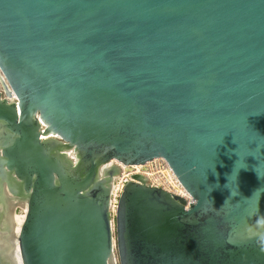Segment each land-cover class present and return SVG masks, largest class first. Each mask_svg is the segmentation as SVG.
<instances>
[{
    "label": "water",
    "instance_id": "95a60500",
    "mask_svg": "<svg viewBox=\"0 0 264 264\" xmlns=\"http://www.w3.org/2000/svg\"><path fill=\"white\" fill-rule=\"evenodd\" d=\"M155 158L189 199L135 173L112 221ZM0 236V264H264V0H0Z\"/></svg>",
    "mask_w": 264,
    "mask_h": 264
},
{
    "label": "built area",
    "instance_id": "2783aa9c",
    "mask_svg": "<svg viewBox=\"0 0 264 264\" xmlns=\"http://www.w3.org/2000/svg\"><path fill=\"white\" fill-rule=\"evenodd\" d=\"M161 159V158H160ZM162 161H163V164H162V168L159 170V169H157V170H146L145 168H144V172H146V171H148V172H155V171H160V172H158L156 175H158L156 178H155V176H153V177H149V176H145V174H142L143 176H145L146 178H148V180L151 182V183H153V184H155V185H158V186H161V187H163V188H165V189H167L168 191H170V192H173V193H175V194H179V195H181V196H184L185 198H187V199H189V197H188V195L186 194V192H185V194L183 193V192H181L180 191V188H182L183 190H184V188L181 186V184L179 183V181L176 179V178H174V179H171V180H169V178H168V173H167V168L169 169L170 167L168 166V164L166 163V161L165 160H163V159H161ZM152 162V161H151ZM146 170V171H145ZM161 174V175H160ZM154 175V174H153ZM155 178V179H154ZM127 181V179H125L124 180V183ZM171 181H173V182H171ZM124 183L122 182L121 183V188H122V186L124 185ZM121 191V190H120Z\"/></svg>",
    "mask_w": 264,
    "mask_h": 264
},
{
    "label": "rangeland",
    "instance_id": "374dc122",
    "mask_svg": "<svg viewBox=\"0 0 264 264\" xmlns=\"http://www.w3.org/2000/svg\"><path fill=\"white\" fill-rule=\"evenodd\" d=\"M162 159V158H161ZM160 158H155V159H153L152 160V162L151 161H149V162H147L145 165H144V168L147 170H157V169H161L162 168V164H163V161L161 160ZM164 160V159H163ZM140 165V164H139ZM142 167H143V165H141ZM144 168L141 170V172H143V170H144ZM136 169L134 168H131L130 170H128V171H126L125 173H129L128 175H122V174H120V176L117 178V181H116V183H119V184H121L122 182L124 183V180L125 179H127V180H129V179H131V176H130V174L133 172V171H135ZM145 170V171H146ZM123 171H125V170H123ZM147 172V171H146ZM145 172H143V174H144ZM122 175V176H121ZM161 175V174H160ZM120 190H121V187L119 188V190L118 191H116L115 192V194L114 195H112V205H111V208H110V212H111V219H112V221H114V211H115V205H116V201H117V199H118V195H119V193H120ZM23 213H24V209L23 208H21V207H17L16 209H15V214L16 215H18L19 217L20 216H22L23 215ZM115 254H116V252H115ZM116 259H117V256H116Z\"/></svg>",
    "mask_w": 264,
    "mask_h": 264
},
{
    "label": "bare ground",
    "instance_id": "6f19581e",
    "mask_svg": "<svg viewBox=\"0 0 264 264\" xmlns=\"http://www.w3.org/2000/svg\"><path fill=\"white\" fill-rule=\"evenodd\" d=\"M123 167V170H125L124 168V166H122ZM132 168L134 169H136L135 171H133L131 174H130V176L132 175V174H135V173H138V174H143V172H141V170L144 168V165H143V167L141 166V165H139V164H136V165H133L132 166ZM142 168V169H141ZM141 169V170H140ZM126 172V170L125 171H122V175L124 174V175H128L129 173H125ZM158 172H160V171H155V172H145L144 174H145V176L147 175V176H149V177H153V176H155V178L158 176V175H156ZM167 173H168V178H169V180H171V179H174V178H176V176L174 175V173L172 172V170H171V168H167ZM154 174V175H153ZM121 175V176H122ZM154 178V179H155ZM177 179V178H176ZM117 181V180H116ZM171 182H173V181H171ZM121 187V184H119V183H114L113 184V189H112V194L114 195L115 194V192L116 191H118L119 190V188ZM180 191L181 192H183L184 194H185V190H183L182 188H180ZM22 219H23V215L22 216H18V215H16L15 216V218H14V231H13V233L14 234H16L17 233V231H18V228H19V225H20V223H21V221H22ZM2 236H0V245H2L3 243L4 244H6L7 242H6V240H4L3 238H1ZM8 251V250H7ZM16 255V254H15ZM14 255V256H15ZM17 264H20V262L19 261H17Z\"/></svg>",
    "mask_w": 264,
    "mask_h": 264
},
{
    "label": "clouds",
    "instance_id": "9594fccd",
    "mask_svg": "<svg viewBox=\"0 0 264 264\" xmlns=\"http://www.w3.org/2000/svg\"><path fill=\"white\" fill-rule=\"evenodd\" d=\"M261 251H264V247L261 248Z\"/></svg>",
    "mask_w": 264,
    "mask_h": 264
}]
</instances>
